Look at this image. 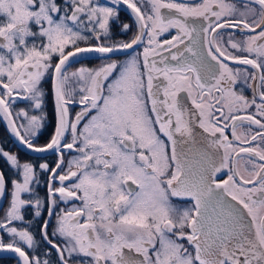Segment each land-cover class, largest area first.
Returning a JSON list of instances; mask_svg holds the SVG:
<instances>
[{
	"label": "snow or ice",
	"instance_id": "obj_1",
	"mask_svg": "<svg viewBox=\"0 0 264 264\" xmlns=\"http://www.w3.org/2000/svg\"><path fill=\"white\" fill-rule=\"evenodd\" d=\"M123 2L135 16V37L113 46L79 47L80 41L89 39L82 34L85 30L97 41L101 34H108L109 20L116 16L113 8L93 0H68L65 5L57 0H0V114L29 149L43 152L63 147L78 153L68 162L66 174H58L64 163L61 154L48 181L49 214L57 193L64 202H81L58 216L53 235L63 237L66 244L60 247L48 238V221L42 228L43 238L59 254L58 264H69L73 254L90 258V264H264V215H258L264 208V148L235 143L248 145L258 139L264 143V131L243 140L236 133L244 122L264 130V0H244L238 19L234 18L237 5L225 0H140L147 5L143 10L135 0ZM257 8L258 22L249 23L248 14L255 16ZM228 28L255 33L243 42L228 36V46L247 55H232L217 39ZM170 29H176V34L162 40ZM145 35L143 51L124 61L111 60L97 69L81 67L71 73L64 70L71 58L82 53L132 49ZM253 54L255 59L250 58ZM54 57L58 62L53 71ZM229 60L254 70L243 73L245 82L253 81L248 85L253 90L251 100L233 89L241 71L233 72L226 63ZM46 73L52 78L56 128L48 144L34 147L30 137L40 127V118L29 117L22 109L17 117L23 116L27 123L17 125L9 101L22 91L39 109L40 84ZM73 79L79 85L82 106L74 119L68 105L76 102L77 89H67ZM188 100L193 109L187 107ZM252 107L255 114L238 115ZM220 120L226 123L221 126ZM194 121L207 134L208 147L216 153L223 150L218 166L215 155L207 150L195 152L199 159H189L191 148L184 151L189 141L195 142ZM227 121L232 140L226 135ZM68 132L71 142L62 143ZM0 156L22 176V182L11 181L10 206L0 221V232L12 241L5 244L0 238V249L18 254L22 264H51L38 255L30 258L18 245L22 242L32 248L34 236L12 226L24 219L21 209L26 205L35 208V216L41 215L39 198L21 199L22 193L33 191L34 167L21 164L2 148ZM245 156L252 167L251 179H245L236 167L237 159ZM40 168L49 166L44 163ZM225 168L227 179L217 180V173ZM57 179L61 186L53 188ZM6 183L0 172V196L6 192ZM172 197L189 198L193 205L179 209Z\"/></svg>",
	"mask_w": 264,
	"mask_h": 264
},
{
	"label": "flooded vegetation",
	"instance_id": "obj_2",
	"mask_svg": "<svg viewBox=\"0 0 264 264\" xmlns=\"http://www.w3.org/2000/svg\"><path fill=\"white\" fill-rule=\"evenodd\" d=\"M68 0H57V3L60 5H65ZM94 3L102 6V7H111L116 12V16L110 18L109 20V31L107 35L101 34V38L99 41L95 39L93 34L89 31H83V35L87 36L89 39L87 41H80L78 46L79 47H95L98 44H103L105 46H113L120 43H128L130 42L135 35L137 34V25L135 21V16L131 12V9L124 4L123 0H93ZM137 2L138 7H142V10L147 7L146 4L142 5L140 0H135ZM167 2V0H166ZM177 2H182V0H177ZM189 3H193V0H187ZM202 0H194V3H201ZM227 3H234L237 5V13L234 17L235 19L240 18L239 13L240 11L244 10V0H225ZM71 14L70 11L68 13ZM83 19L86 20V17L82 16ZM3 18L0 17V21ZM259 20V10L257 8V14L255 16L248 14V21L249 23L258 22ZM71 21L69 24L71 25ZM199 23V21H198ZM124 24L129 25V29L125 30L123 28ZM35 30V28H34ZM261 29H257L259 32ZM176 29H170L169 33H165L162 35L161 39H171V35L176 34ZM255 33H250L247 30L241 32L239 29L228 28L220 31L219 36L217 37L218 40H223V46L228 48V51L232 55H247L245 52H240L238 50L231 49L228 44V36L232 35L234 41L236 42H243L248 35H254ZM31 38H29V44H31ZM39 43V41H37ZM187 43V41H185ZM147 44V36L145 35L143 38V42L134 45L132 49H125V50H118L114 51L113 53L108 54H100L96 52H88L82 53L75 58H71L69 63L67 64L66 68L64 69L66 72L71 73L76 71L77 69L84 67L89 69H97L102 65L111 62V60L117 61H124L129 56L136 55L143 51L144 46ZM68 50H72L69 48ZM205 55H206V49ZM250 58L255 59V55L253 54ZM210 60V58H208ZM58 62V57L53 58V71H54V64ZM215 64V62H211ZM228 66L232 68L233 72L237 69L241 71V77L238 79L237 83L234 84L232 87L236 91V93L243 94L249 100L253 98V90L252 88L248 87L249 84H252L253 81L249 79L245 82L243 78V73L245 70L251 72L254 71L250 65H242L238 64L234 61H226ZM218 67V66H217ZM5 82H7L6 77L4 78ZM52 78L51 73H46L45 76L41 80L40 88L43 92V96L41 98V107L39 109L34 107V101L30 98H26V94L22 91H18L17 93L13 94V98L9 101V108L12 113V118L14 119L17 125L26 124L27 121L24 119L23 116L17 117V113L20 110H25L28 113V116H37L40 118V127L34 129L35 135L31 136L30 139L34 144V147H44L48 144L51 140V137L55 134L56 128V110L54 105V97L52 91ZM76 88L77 91L73 96V99L76 101L72 104L68 105L70 117L72 119L75 118L76 113L81 110V105L79 104V99L81 93L79 92V85L76 83L75 79L70 80L69 84L67 85V89L71 90ZM2 95V92H0ZM181 95L187 96V93H182ZM162 96V94H161ZM260 100L257 97V103ZM150 107V105H149ZM187 107L189 109H193L194 106L192 105L191 101H187ZM219 107V105L217 106ZM256 108L252 107L247 112H240L238 115H248V114H255ZM218 116V113H217ZM257 119H262L259 115L256 116ZM198 124V121H196ZM264 122V121H262ZM220 125L222 126L226 121L220 120ZM229 123V127L225 130L226 135L228 136L229 140H232V129H231V122ZM83 125L81 124L80 127ZM158 128V125H157ZM21 133H24V129H20ZM201 134H203V130H195ZM261 130L257 125H251L249 127L247 122L243 124H239L236 128V133L241 137V140L245 139L246 136L255 135ZM162 135V134H161ZM206 135V134H205ZM163 139H167L163 137ZM71 142V134L70 132L66 133V138L62 140V143H69ZM237 147H257L258 145L261 148H264V143L258 139L254 143H250L248 145L241 144L239 141L235 142ZM0 148L4 151L9 152L10 154L16 155L18 160L21 164L23 163H30L34 167L35 179L31 182L32 192L31 193H22L21 199L28 201L32 200L35 201L36 198L41 200V207L39 209L41 215L39 217L35 216V208L33 206L26 205L21 209V215L24 217L22 221H14L12 223L13 227H17L18 230H28L30 234L34 236V246L32 248H28L26 244L22 242L19 243L18 246H21L24 251L29 255L31 258L32 256L38 255L41 260L48 259L51 261V264H58L59 261V254L56 252L54 248L43 238L42 228L45 221H48V238L53 241V243L58 244L60 247H64L66 244V240L59 235H53V230L57 226V219L58 216L62 214L63 211H68L74 207H79L81 202L78 200H70L68 202H64L60 199L59 194H55L53 199L56 200L55 205H51L53 211L49 214V196H48V181L49 178L53 175L50 171L52 168L56 167L57 161L60 159L61 154L63 155L64 163L61 169L58 170V174H66L68 171V162L78 156L77 151L75 148L73 149H64L61 147L60 151H57L55 148L47 149L45 152H36L32 149H29L26 145L20 143L17 137L12 133L8 126V121L4 118L3 114H0ZM31 151V152H29ZM169 155L171 154V145L169 144L168 147ZM223 154V150L219 152V161L216 162L217 166L220 163V157ZM247 157L238 158L236 161V167L239 170L240 174L245 179H251V171L252 167L250 164H247ZM257 162L258 161V158ZM48 164V170L41 169V164ZM75 170V169H73ZM0 172L5 175L6 178V192L2 196H0V221H3L5 218V212L10 206L11 200V190H12V179L15 178L19 182H22V176L18 173L16 169H13L10 164L6 161L5 158L0 156ZM228 169L225 168L221 172L217 173V180H224L227 179ZM74 182V181H73ZM130 183V182H129ZM69 182H65V186H68ZM60 182L57 179L56 181L52 182V187L57 188L60 187ZM132 188L136 189L135 185H131ZM138 190V189H136ZM172 203L178 207L179 209L191 208L193 202L191 200H187L184 198H171ZM258 215H264V208L260 209ZM84 221L81 220V223ZM0 238L3 239L5 244H8L12 241V237H10L5 232H0ZM183 243L185 247H188L191 251V246L188 245L186 240L179 241ZM126 252L128 250H125ZM132 255H136L132 253ZM65 257L68 258V254L65 253ZM0 264H22L21 259L19 258L18 254L11 252L7 249H0ZM69 264H90V258H85L82 256H77L73 254L72 258H69Z\"/></svg>",
	"mask_w": 264,
	"mask_h": 264
},
{
	"label": "water",
	"instance_id": "obj_3",
	"mask_svg": "<svg viewBox=\"0 0 264 264\" xmlns=\"http://www.w3.org/2000/svg\"><path fill=\"white\" fill-rule=\"evenodd\" d=\"M52 91H53V87H52ZM53 97H54V105H55V110H56V104H55V95H54V91H53ZM193 127H194V130H199V126L197 124L196 121H194L193 123ZM207 135V134H206ZM205 134H201L197 131H195V136H194V143L189 141L185 146H184V151L185 152H188L189 148L192 149V152L189 153V159H199L198 156H195L194 157V154L197 150H207L208 152L212 153L215 155V159H216V162L219 161V153H216V150L214 148H209L208 147V144H207V141L205 140ZM179 146H178V152H179ZM46 151V150H45ZM43 151V152H45ZM31 152V151H29ZM184 199H187V200H190L189 198H184ZM230 199V198H228Z\"/></svg>",
	"mask_w": 264,
	"mask_h": 264
}]
</instances>
